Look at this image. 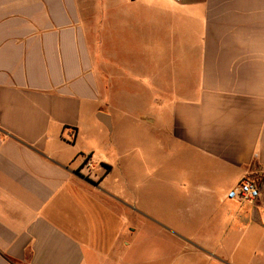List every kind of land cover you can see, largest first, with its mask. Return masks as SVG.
<instances>
[{"label":"crops","instance_id":"1","mask_svg":"<svg viewBox=\"0 0 264 264\" xmlns=\"http://www.w3.org/2000/svg\"><path fill=\"white\" fill-rule=\"evenodd\" d=\"M263 253L264 0H0V264Z\"/></svg>","mask_w":264,"mask_h":264},{"label":"built area","instance_id":"2","mask_svg":"<svg viewBox=\"0 0 264 264\" xmlns=\"http://www.w3.org/2000/svg\"><path fill=\"white\" fill-rule=\"evenodd\" d=\"M83 166L90 168L92 166L91 159L87 157ZM260 195L259 185L251 180H245L239 183L229 192V198L239 203H253L260 198Z\"/></svg>","mask_w":264,"mask_h":264},{"label":"rangeland","instance_id":"3","mask_svg":"<svg viewBox=\"0 0 264 264\" xmlns=\"http://www.w3.org/2000/svg\"><path fill=\"white\" fill-rule=\"evenodd\" d=\"M104 1H107V0H103V2ZM135 116H137V115H135ZM127 129L131 130V131L133 130L134 133L135 132L138 133L136 137L132 138V143L135 144V145H140V143H141L140 131L142 129L141 122L136 118V119L133 120V122L130 123V125H128L126 127L125 131H127ZM127 137H128L127 134L124 132V136L122 138L124 143H125V141H127ZM129 142H131V139L129 140ZM262 257H264V253H263ZM263 264H264V262H263Z\"/></svg>","mask_w":264,"mask_h":264}]
</instances>
